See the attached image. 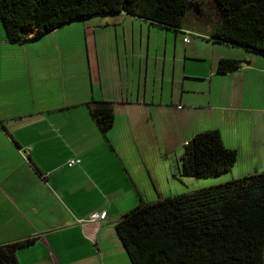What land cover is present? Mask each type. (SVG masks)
Segmentation results:
<instances>
[{
  "label": "crops",
  "instance_id": "1",
  "mask_svg": "<svg viewBox=\"0 0 264 264\" xmlns=\"http://www.w3.org/2000/svg\"><path fill=\"white\" fill-rule=\"evenodd\" d=\"M89 51L9 42L0 20V244L35 239L16 252L19 264H131L114 227L144 194L130 171L135 157L128 145L136 137L132 127L131 134L127 125L116 129L119 122L147 115L145 108L161 132L179 133L192 126L191 111L193 116L198 107L210 111L218 108L210 101L221 100L220 91L216 96L208 91L199 99L184 97L188 90L184 80H176L174 66L166 74L167 59L159 64L150 51L122 54L116 49L111 63L106 52L95 49L91 58ZM74 58L81 63H71ZM218 62L209 67L210 74L219 75ZM251 70L254 66L245 62L239 70L220 75L231 76L223 107L248 113L245 119L239 114L230 119L255 126L239 146L251 143L253 157L261 163L264 97L256 96L252 104L239 76ZM176 82L177 101L186 108L178 106L175 116ZM91 101L113 105L114 123L106 135L90 116L86 104ZM72 159L79 162L69 167ZM101 211L106 219L89 221Z\"/></svg>",
  "mask_w": 264,
  "mask_h": 264
},
{
  "label": "trees",
  "instance_id": "2",
  "mask_svg": "<svg viewBox=\"0 0 264 264\" xmlns=\"http://www.w3.org/2000/svg\"><path fill=\"white\" fill-rule=\"evenodd\" d=\"M215 2L220 15L207 22L204 40L264 58V0ZM203 7L202 0H0V20L7 40L21 44L76 19L116 15L186 35L187 11L196 9L201 22L206 16ZM245 62L222 58L216 73L235 72ZM86 106L106 135L114 123L112 103L91 101ZM237 157L218 130L198 132L184 143L180 176H220L231 170ZM114 228L131 264H264V172L151 202L141 198ZM34 241L0 244V264H19L16 252Z\"/></svg>",
  "mask_w": 264,
  "mask_h": 264
},
{
  "label": "rangeland",
  "instance_id": "3",
  "mask_svg": "<svg viewBox=\"0 0 264 264\" xmlns=\"http://www.w3.org/2000/svg\"><path fill=\"white\" fill-rule=\"evenodd\" d=\"M202 1L206 16L204 15L205 18L200 22L196 20V9L188 10L183 24L185 33H188L186 35L149 26L147 22L135 17L117 15L76 19L42 38L29 42L34 49L62 50L71 48L85 51V53L90 50L91 58L93 51L98 49L100 53L106 52L109 56L106 60L109 63L112 62L116 49L122 54L124 51L130 54L132 50L135 53L142 50L145 53L150 51L151 57L156 54L159 64L162 59H167L166 74L169 75L172 65L174 66L176 80L179 78L184 80L186 85L184 89L188 90L184 97L199 99L201 94L205 95L208 91H211L214 96L220 91V103L210 101L212 106L218 108L212 107L208 111L203 107H198L194 112L196 116H193V111H191L192 114H188V125L192 124V126L179 133L176 130L171 133L169 131L161 132L159 123L155 124L154 119L149 116L151 113L145 108H142V111L147 115L136 117L133 122H119L116 129L127 125L130 134L129 127L133 129L136 143H130L128 148L134 149L130 156L136 159H132L130 171L137 182L139 181L142 194H144L143 199L149 202L264 172V162L255 161L251 143L247 147L244 144L243 148L239 146L245 137L248 138L249 131L251 130L252 133L255 126L247 121L241 124L240 120L230 119L236 114H239L238 118L244 117L245 119L249 117L248 113L235 109L229 111L223 107L228 104L226 90L230 88L231 76L226 78L227 76L210 74L209 69L215 60L218 61L220 58H237L246 61V64H252L254 70L241 73L239 76L240 80L244 81V87L246 86V97L250 98L251 103L254 104L253 99L256 96L264 97V58L247 54L239 48L213 46L207 43L204 40L205 36H208L207 22L217 20L220 14L215 0ZM185 37L189 39V43L183 41ZM81 58L85 63L86 56L83 55ZM249 59L252 63H249ZM77 62L81 63V59L74 58L71 61L75 64ZM183 73L184 75H181ZM211 76L212 81H210ZM192 90L198 91L192 92ZM178 99L176 82L173 106L175 116L179 105L180 109L186 108L184 103H178ZM205 102V104L208 103ZM178 111L183 112L182 110ZM215 128L221 133L227 148L237 149L238 157L234 166L229 172L216 177L195 179L180 176V158L184 152V140H188L192 134L197 132ZM262 134L264 135V132ZM259 154H264V150L259 151ZM134 172L136 173L134 174Z\"/></svg>",
  "mask_w": 264,
  "mask_h": 264
},
{
  "label": "built area",
  "instance_id": "4",
  "mask_svg": "<svg viewBox=\"0 0 264 264\" xmlns=\"http://www.w3.org/2000/svg\"><path fill=\"white\" fill-rule=\"evenodd\" d=\"M185 42H188V39H185ZM79 162V160L77 159H72L70 161H68L67 165L69 167L76 165ZM106 218V211H101L98 213H94L92 215H90L89 217V221L91 222H96V221H103Z\"/></svg>",
  "mask_w": 264,
  "mask_h": 264
}]
</instances>
